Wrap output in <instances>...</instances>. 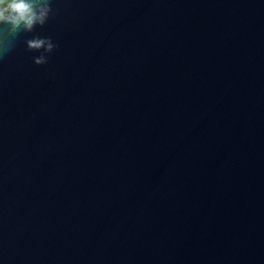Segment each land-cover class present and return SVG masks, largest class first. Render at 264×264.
<instances>
[{
    "label": "water",
    "instance_id": "95a60500",
    "mask_svg": "<svg viewBox=\"0 0 264 264\" xmlns=\"http://www.w3.org/2000/svg\"><path fill=\"white\" fill-rule=\"evenodd\" d=\"M51 7L0 28V264H264V0Z\"/></svg>",
    "mask_w": 264,
    "mask_h": 264
},
{
    "label": "clouds",
    "instance_id": "9594fccd",
    "mask_svg": "<svg viewBox=\"0 0 264 264\" xmlns=\"http://www.w3.org/2000/svg\"><path fill=\"white\" fill-rule=\"evenodd\" d=\"M54 15L51 0H0V28L6 26L14 38L34 32L37 26L43 27ZM24 43L29 52L40 53L32 58L38 66L46 64L48 55L59 47L50 37L33 36ZM12 47V44L0 45V61L12 51Z\"/></svg>",
    "mask_w": 264,
    "mask_h": 264
}]
</instances>
